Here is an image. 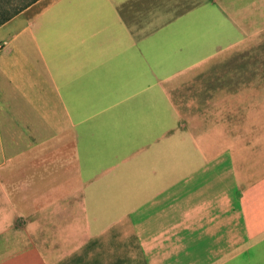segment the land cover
<instances>
[{
  "label": "crops",
  "instance_id": "obj_1",
  "mask_svg": "<svg viewBox=\"0 0 264 264\" xmlns=\"http://www.w3.org/2000/svg\"><path fill=\"white\" fill-rule=\"evenodd\" d=\"M35 3L0 24V264H264V0Z\"/></svg>",
  "mask_w": 264,
  "mask_h": 264
},
{
  "label": "trees",
  "instance_id": "obj_2",
  "mask_svg": "<svg viewBox=\"0 0 264 264\" xmlns=\"http://www.w3.org/2000/svg\"><path fill=\"white\" fill-rule=\"evenodd\" d=\"M37 0H0V24L20 13Z\"/></svg>",
  "mask_w": 264,
  "mask_h": 264
},
{
  "label": "rangeland",
  "instance_id": "obj_3",
  "mask_svg": "<svg viewBox=\"0 0 264 264\" xmlns=\"http://www.w3.org/2000/svg\"><path fill=\"white\" fill-rule=\"evenodd\" d=\"M37 5H38L37 3L32 4L27 9H24L23 11H21V15L26 16V15L30 14L33 10L36 9ZM20 18L23 19V17H20Z\"/></svg>",
  "mask_w": 264,
  "mask_h": 264
}]
</instances>
